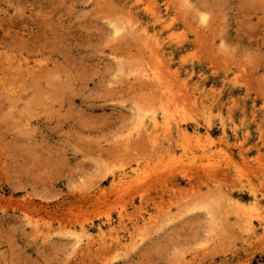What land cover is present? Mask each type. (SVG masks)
I'll list each match as a JSON object with an SVG mask.
<instances>
[{"label": "rangeland", "instance_id": "obj_1", "mask_svg": "<svg viewBox=\"0 0 264 264\" xmlns=\"http://www.w3.org/2000/svg\"><path fill=\"white\" fill-rule=\"evenodd\" d=\"M256 216L264 0H0V264H264Z\"/></svg>", "mask_w": 264, "mask_h": 264}, {"label": "bare ground", "instance_id": "obj_2", "mask_svg": "<svg viewBox=\"0 0 264 264\" xmlns=\"http://www.w3.org/2000/svg\"><path fill=\"white\" fill-rule=\"evenodd\" d=\"M117 32V31H116ZM149 47V46H148ZM147 45L144 46V48L147 50L148 49ZM152 50V49H151ZM150 51V49H149ZM153 51V50H152ZM153 55V52L151 53ZM156 69V68H155ZM155 69L151 70V71H143L142 73H140V76L141 78H144L146 80H149L150 82H152L155 87L157 89H159L161 86H162V82H161V77L158 75V71L156 72ZM166 91V90H165ZM146 112V111H145ZM164 113H166V111H164ZM144 116V115H143ZM146 116V115H145ZM153 124H155V118H151ZM157 121V120H156ZM180 128V127H179ZM180 132V130H179ZM187 133V132H186ZM180 134V133H179ZM185 135V134H183ZM181 136V135H180ZM257 218V224L258 225H262V227L264 228V218L263 217H260V216H256ZM243 222H245V227L247 228V230H251L252 227H253V221L248 217L246 216L245 219H242ZM79 243H80V240L79 238H76L75 241H74V244L76 245V247L79 246Z\"/></svg>", "mask_w": 264, "mask_h": 264}]
</instances>
